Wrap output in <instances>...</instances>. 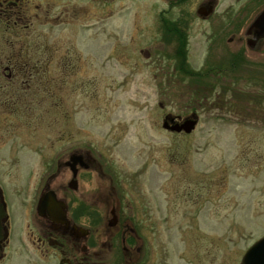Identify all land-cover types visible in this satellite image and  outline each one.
<instances>
[{
  "label": "rangeland",
  "instance_id": "1",
  "mask_svg": "<svg viewBox=\"0 0 264 264\" xmlns=\"http://www.w3.org/2000/svg\"><path fill=\"white\" fill-rule=\"evenodd\" d=\"M14 1L0 0V184L11 206L0 264H58L39 251L37 201L76 147L114 180L116 193L93 175V202L110 189L122 223H140L139 264H242L264 236V41L251 49L227 32L211 56L208 38H192L181 70L156 37L168 0H22L11 14ZM217 1L216 18L240 0ZM169 115L198 126L166 131ZM109 210L100 201L81 221L105 244L92 264H135L108 233Z\"/></svg>",
  "mask_w": 264,
  "mask_h": 264
},
{
  "label": "flooded vegetation",
  "instance_id": "2",
  "mask_svg": "<svg viewBox=\"0 0 264 264\" xmlns=\"http://www.w3.org/2000/svg\"><path fill=\"white\" fill-rule=\"evenodd\" d=\"M168 1V9H164L155 22L156 37H159L157 40L163 44L161 49L164 51L188 54L192 38L206 37L210 44L207 50L212 56L216 37L225 36L227 32L230 37H237L240 41L248 39L252 47L261 46L260 38L264 36H256L254 23L264 10V0H240L229 13L218 18L217 0ZM178 7L181 8L179 14L175 12ZM7 11L11 12L9 7ZM242 49L243 47L238 52L243 53ZM207 68L214 71L216 65L210 63ZM67 151L58 157L39 192L37 208L40 200L48 197L44 214L40 215L36 208L39 251L46 254L47 258L50 257V251L59 253L61 258L58 264H92L99 257L95 247L105 244L101 243V237H93L91 224L87 227L81 221L87 219L92 222V213L97 212L101 201L107 210L110 209L107 230L110 233L116 229L112 236L113 241L117 240L120 233L123 261L129 260L139 264L142 260L139 257L145 245L139 228L140 223L129 222V218L122 223L119 215L121 208L116 202L117 198H114L117 194L112 192L116 190L114 180L109 176L107 165L105 168V165L92 157L90 151H84L81 147ZM94 174L103 177V181H109V188L112 189H109L104 198L100 197V201L95 202L91 188L87 189ZM0 186L9 216L8 221L3 224L6 238L0 244L1 257L11 241V206L4 187L1 184Z\"/></svg>",
  "mask_w": 264,
  "mask_h": 264
},
{
  "label": "water",
  "instance_id": "3",
  "mask_svg": "<svg viewBox=\"0 0 264 264\" xmlns=\"http://www.w3.org/2000/svg\"><path fill=\"white\" fill-rule=\"evenodd\" d=\"M254 29L256 30V36H259L258 38L264 36V11L256 19L254 23ZM197 124L198 118L196 116L186 118L182 122H175V119L168 117L167 120H165L163 127L172 132H185L187 134H190L196 129ZM47 206L48 203H46L43 199L39 206V212L41 214H44ZM6 216L7 213L0 193V241L4 238L2 224ZM242 264H264V238L256 242L247 251L243 258Z\"/></svg>",
  "mask_w": 264,
  "mask_h": 264
},
{
  "label": "trees",
  "instance_id": "4",
  "mask_svg": "<svg viewBox=\"0 0 264 264\" xmlns=\"http://www.w3.org/2000/svg\"><path fill=\"white\" fill-rule=\"evenodd\" d=\"M176 55H178V57H180L182 59V61H181L182 67L181 66L180 67H181V70H184L185 69L184 67H185L186 61H187V53L186 52H182V53H179V54H176ZM232 63H234V61ZM234 65H236V64L234 63ZM234 65H233V67H234Z\"/></svg>",
  "mask_w": 264,
  "mask_h": 264
}]
</instances>
